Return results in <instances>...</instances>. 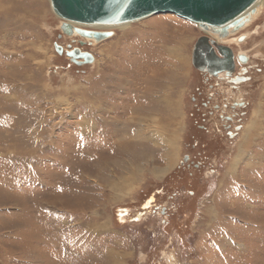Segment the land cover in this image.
<instances>
[{"label": "rangeland", "instance_id": "rangeland-1", "mask_svg": "<svg viewBox=\"0 0 264 264\" xmlns=\"http://www.w3.org/2000/svg\"><path fill=\"white\" fill-rule=\"evenodd\" d=\"M260 10L242 48L170 13L81 27L112 36L80 66L49 0H0V264H264ZM202 37L246 72L196 68Z\"/></svg>", "mask_w": 264, "mask_h": 264}, {"label": "water", "instance_id": "water-1", "mask_svg": "<svg viewBox=\"0 0 264 264\" xmlns=\"http://www.w3.org/2000/svg\"><path fill=\"white\" fill-rule=\"evenodd\" d=\"M259 0H50L54 14L64 20L61 31L67 36L75 34L95 42L104 41L112 36L110 32L89 31L76 28L70 24L85 25H119L137 22L158 14H175L178 17L197 24L204 31L225 35L230 28H238L246 22V11ZM254 11V10H253ZM208 38L199 39L194 49L193 63L196 68L207 67L215 70L220 59L209 46L204 54L200 51L202 43ZM56 51L62 53V47L55 45ZM226 58V69L233 67L230 50L219 47ZM77 64L80 59L93 63L89 53L79 48L68 53ZM225 61V60H224ZM225 69V70H226Z\"/></svg>", "mask_w": 264, "mask_h": 264}, {"label": "flooded vegetation", "instance_id": "flooded-vegetation-1", "mask_svg": "<svg viewBox=\"0 0 264 264\" xmlns=\"http://www.w3.org/2000/svg\"><path fill=\"white\" fill-rule=\"evenodd\" d=\"M248 19L249 18H246V22L244 24H241L238 28H230V29H228L225 35H220L219 33H215V32H212V31H210V32L204 31V32L207 35H209V37H213L214 35H217L219 37V39L213 37L214 39H216V41H221L222 43H225V44L226 43L234 44L236 47L242 48V47L246 46L249 43L248 35L242 33L245 30V28H246V26L248 24V21H249ZM75 35L77 37H79V40L72 39V42H71L72 44H68L66 48L64 46H62V45L61 46L59 45L60 47H62L63 50H62V53H59V52L56 51V53L58 55H66L67 57H69L68 53L73 51L74 49L79 48L78 47L79 45L81 47L79 49L83 53L91 54L90 52H88L85 49H86V47L88 45H90V44L92 45L93 42H90V41H94V40L85 39V38H83V37H81V36H79L77 34H75ZM65 36L67 37V35H65ZM68 37H70V38L72 37L73 38L74 35L73 36H68ZM206 38H208V37H206ZM209 46L212 48L213 52L215 53L216 58L220 59V61L217 64V68L215 70H210L207 67L198 68V69L200 71L208 72V74H210L212 77L215 76V78H218V80H220V81H224V82L227 81V82L230 83L231 73H233L238 66L247 67L249 65L250 58H249L248 55H246L245 53L244 54L243 53H236L233 48H230L228 46H222V45L216 43L215 41H213L212 39H209V38H208V42L207 43H202L201 44L200 51L203 52V53L207 52V48H209ZM219 47H224V48H227L228 50L231 51L232 57H233V67H232L231 70L226 69V64H225L226 63V58L220 53ZM193 54H194V52H193ZM93 58H94V56H93ZM70 60L74 64L80 65V66H87V65L90 64V63H87L85 59L78 60L79 64L75 63L71 58H70ZM245 67L242 68L243 70H242L241 73H245L246 72V68ZM235 82L240 84V83L243 82V78H236ZM199 97L201 98V92L199 93ZM199 97H197V98L195 97V100H194L195 104L198 103V99H200ZM211 101L212 100H208L207 102H203L202 103L203 106L201 107V109H206L207 111L212 109V108H210ZM240 107H242V108H240ZM244 107H245L244 104H242L241 102H238L237 104H234L231 108L233 110L234 109H237V110L240 109L241 110V109H244ZM196 108H199V105H196ZM217 108H219V107H217ZM207 116L208 115L206 113H203V117L204 118H206ZM221 117H222L221 119L224 121V123L228 124V123H231L233 121V117L232 116L226 117L225 115L224 116L222 115ZM194 167H195V170H198V169H200L201 166L200 165H195ZM190 174H191V176H194L193 172H191ZM182 193H183L182 191H180L179 193L177 192L176 196H178V194L182 195ZM195 193L196 192H194V191H189V195L191 197H193ZM153 202L155 203V200ZM169 223H170V221H169Z\"/></svg>", "mask_w": 264, "mask_h": 264}, {"label": "bare ground", "instance_id": "bare-ground-1", "mask_svg": "<svg viewBox=\"0 0 264 264\" xmlns=\"http://www.w3.org/2000/svg\"><path fill=\"white\" fill-rule=\"evenodd\" d=\"M50 1V0H49ZM263 5V6H262ZM262 8V10H264V0H259L256 4H254V6L252 8H250L248 11H246V17L251 14L253 12V10H257L258 13L257 15L259 14V12L261 11L260 9ZM255 15V17L257 16ZM134 22H130V23H124V24H119V25H85V24H79V23H73V22H70L71 25H73L74 27L78 26L79 28H86L88 27L87 29H90V30H99V31H104V30H112V29H115V28H120V27H124V26H127V25H130ZM77 28V27H76ZM245 28V27H244ZM76 36V35H74ZM213 37L215 38H218L219 37L217 35H214ZM90 42H93L95 44H98L97 42L95 41H90ZM101 43V42H100ZM178 51V50H177ZM182 52V51H181ZM174 53V52H173ZM206 53V52H205ZM204 53V54H205ZM179 54V53H178ZM178 56V55H177ZM183 58V57H182ZM95 60V59H94ZM173 105V104H172ZM153 118V117H152ZM139 133V134H138ZM142 134V131L138 130L137 132V135H141ZM158 136V135H157ZM175 142V141H174ZM174 146V145H173ZM172 166H174V160L171 159L170 160V164L167 165V167L165 169H163L161 171V173L165 174L167 173L168 171L171 170ZM162 174V175H163Z\"/></svg>", "mask_w": 264, "mask_h": 264}]
</instances>
